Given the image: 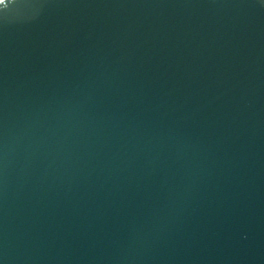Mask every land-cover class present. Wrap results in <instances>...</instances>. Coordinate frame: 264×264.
Returning <instances> with one entry per match:
<instances>
[{"label":"water","instance_id":"obj_1","mask_svg":"<svg viewBox=\"0 0 264 264\" xmlns=\"http://www.w3.org/2000/svg\"><path fill=\"white\" fill-rule=\"evenodd\" d=\"M0 264H264V0H2Z\"/></svg>","mask_w":264,"mask_h":264},{"label":"snow or ice","instance_id":"obj_2","mask_svg":"<svg viewBox=\"0 0 264 264\" xmlns=\"http://www.w3.org/2000/svg\"><path fill=\"white\" fill-rule=\"evenodd\" d=\"M0 2H2V0H0Z\"/></svg>","mask_w":264,"mask_h":264}]
</instances>
